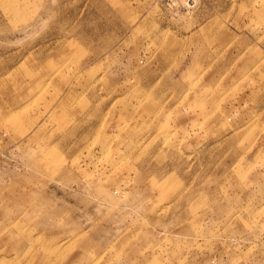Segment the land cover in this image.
I'll return each mask as SVG.
<instances>
[{
	"label": "rangeland",
	"instance_id": "1",
	"mask_svg": "<svg viewBox=\"0 0 264 264\" xmlns=\"http://www.w3.org/2000/svg\"><path fill=\"white\" fill-rule=\"evenodd\" d=\"M0 264H264V0H0Z\"/></svg>",
	"mask_w": 264,
	"mask_h": 264
}]
</instances>
